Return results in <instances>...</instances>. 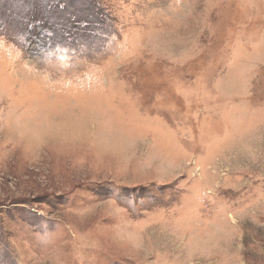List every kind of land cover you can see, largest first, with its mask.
<instances>
[{"label":"rangeland","instance_id":"374dc122","mask_svg":"<svg viewBox=\"0 0 264 264\" xmlns=\"http://www.w3.org/2000/svg\"><path fill=\"white\" fill-rule=\"evenodd\" d=\"M1 7L0 264H264V0Z\"/></svg>","mask_w":264,"mask_h":264},{"label":"clouds","instance_id":"9594fccd","mask_svg":"<svg viewBox=\"0 0 264 264\" xmlns=\"http://www.w3.org/2000/svg\"><path fill=\"white\" fill-rule=\"evenodd\" d=\"M72 51L66 47L57 45L54 49L46 51L44 55L45 61L53 67H63L65 64L70 63L72 60ZM43 224V222H42ZM44 230L36 229V239L38 241H45L51 236V230L47 229V225L43 224Z\"/></svg>","mask_w":264,"mask_h":264},{"label":"trees","instance_id":"16d2710c","mask_svg":"<svg viewBox=\"0 0 264 264\" xmlns=\"http://www.w3.org/2000/svg\"><path fill=\"white\" fill-rule=\"evenodd\" d=\"M0 9L2 10V9H3V7H1ZM3 11H4V9H3ZM35 12H40V11H35Z\"/></svg>","mask_w":264,"mask_h":264}]
</instances>
